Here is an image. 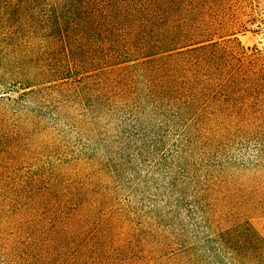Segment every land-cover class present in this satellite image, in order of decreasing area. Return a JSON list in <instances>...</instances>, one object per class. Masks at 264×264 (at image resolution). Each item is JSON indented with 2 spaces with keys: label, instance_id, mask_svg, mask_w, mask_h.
<instances>
[{
  "label": "rangeland",
  "instance_id": "374dc122",
  "mask_svg": "<svg viewBox=\"0 0 264 264\" xmlns=\"http://www.w3.org/2000/svg\"><path fill=\"white\" fill-rule=\"evenodd\" d=\"M213 24L229 29L215 31L219 67L198 124L111 97L115 73L25 92L14 66L44 46H0V199L31 182L84 191L86 210L118 228L119 264H264V122L230 116L244 109L233 101L264 96V0H242ZM0 264L32 261L0 250Z\"/></svg>",
  "mask_w": 264,
  "mask_h": 264
},
{
  "label": "trees",
  "instance_id": "16d2710c",
  "mask_svg": "<svg viewBox=\"0 0 264 264\" xmlns=\"http://www.w3.org/2000/svg\"><path fill=\"white\" fill-rule=\"evenodd\" d=\"M240 2L0 0V46H44L33 52L34 60L14 66L24 70L17 83L25 92L46 80L78 87L115 73L106 86L111 97L127 104L145 100L154 111L198 124L200 102L209 100L206 77L219 67L215 31L229 29L215 28L214 15ZM43 58L45 64L36 62ZM262 97L233 101L245 112L230 116L262 124ZM134 107L139 113L145 105ZM23 189L0 199V250L27 255L32 264H119L124 253L113 243L118 228L86 210L84 191L51 192L35 182Z\"/></svg>",
  "mask_w": 264,
  "mask_h": 264
}]
</instances>
